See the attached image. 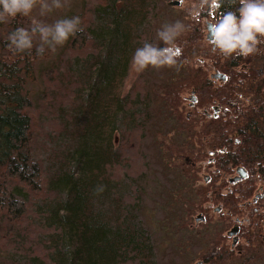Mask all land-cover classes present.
<instances>
[{
	"label": "trees",
	"instance_id": "obj_1",
	"mask_svg": "<svg viewBox=\"0 0 264 264\" xmlns=\"http://www.w3.org/2000/svg\"><path fill=\"white\" fill-rule=\"evenodd\" d=\"M116 2L109 0L107 9H103L105 13L102 11L103 16H97L91 27L70 38L71 41L80 38L77 42L79 48L85 43L86 36L92 40V44L96 42V50L103 55L98 64L102 91L110 88L118 78L123 79L132 45L129 32L132 33L131 25L134 27L140 17V14H117ZM139 6L140 2L133 8ZM227 11L234 12L238 17L237 4L229 5L226 0L225 5L213 13L215 21ZM205 15L206 11L200 17ZM187 16L186 20L179 19L188 29L176 42L182 50L181 55L177 66L167 69L159 97L175 120L173 129L181 138L179 143L168 141L169 154L164 169H181L182 176L188 180V190H193L190 185L199 179L196 176L198 163L212 155L209 157L212 158L210 166L213 167L209 173L210 180L195 189L201 196L200 202L181 197L180 192L175 196L181 200L186 216L198 212L205 215L209 222L211 219L220 221L225 216L244 210L242 205L257 189L255 181L259 178L264 180V58H260L264 44L259 46L256 54L248 57L223 56L204 40L200 23ZM24 17L18 14L8 23H0V221L2 218L15 220L23 215L26 211L23 201H29V193L25 194L24 190L39 189L40 168L33 161L29 147L31 117L26 110L31 105L24 87L25 82L33 77L32 60L36 56L31 51L13 54L6 39L18 27L19 19ZM256 63L261 64V74L255 68ZM82 66H86V61L78 62V67ZM212 72L223 74L225 80H209ZM190 90L196 96L194 114L201 120H187L179 109L182 95ZM101 93L91 98V110L85 116L82 109L77 110L84 118L89 116L83 133L79 134L78 144L68 155L74 158L76 172H62L52 180L51 189L58 195L57 201L53 202L52 209H49L51 211H47L45 217L39 215V224L54 238L44 245L45 250L41 255L32 253L28 264H152V247L143 232L132 226L133 215L127 209L129 205L136 206L140 197L124 194L121 200L109 187L115 178L113 170L127 157L124 153L120 163H117L115 156L110 158L108 152L112 149V143L105 140L109 136L106 131L115 123L111 117L117 111L125 113L127 108L121 105L118 108V101L116 105L113 98L111 101L107 94L102 97ZM212 105L219 110L217 118L207 119L198 112L208 111ZM91 113L101 117V125L99 117ZM140 130L143 131V127ZM140 138L134 137L131 141L132 158L128 171H125L131 179L146 176L148 171L147 163L139 152ZM173 156L178 160L170 162ZM238 167L247 173L243 180L246 187L239 186L234 191L226 189L223 194L222 190L227 186L225 176L231 175ZM222 178V184H217ZM12 180L18 187L11 186ZM228 183L231 184L230 180ZM99 185L104 186L101 193L96 192ZM208 202L221 206V213L211 211L206 205ZM105 204L115 209L100 216ZM253 209H246L251 212L247 219H251L250 227L254 229L241 234L246 239L245 244L231 251L235 247L232 248L230 244L228 248L221 239H216L201 254L199 260L202 264L264 262V241L257 237V225L254 223L259 217ZM182 223L187 225L189 222L184 219ZM239 226L240 234L241 224Z\"/></svg>",
	"mask_w": 264,
	"mask_h": 264
},
{
	"label": "rangeland",
	"instance_id": "obj_2",
	"mask_svg": "<svg viewBox=\"0 0 264 264\" xmlns=\"http://www.w3.org/2000/svg\"><path fill=\"white\" fill-rule=\"evenodd\" d=\"M108 1L67 0L64 8L55 9L43 16L37 6L29 16L19 19L17 26L30 28L33 19L51 24L61 18L79 16L81 27L85 30L88 26L91 27V23L96 20L97 16L104 15L102 11L107 9ZM116 1L115 11L117 14L123 13L124 16L140 14V17L135 21L134 27L131 25L132 33L129 32L132 45L128 52L129 62L126 73L123 79L115 80L110 88L106 85L108 88L105 89L106 91L100 89L101 79L98 75V64L103 55L98 53L99 50H96L94 46L96 42L92 44V40L88 39V36L84 38L85 43L81 48L77 43L80 38L71 41L70 37L55 54L46 52L42 57L37 56L38 39L34 40V46L29 50L36 58L34 57L32 60L33 77L25 82L24 87L31 105L26 110L31 117L29 147L33 161L40 168L39 189L24 190L25 194L29 193V201L19 197L24 200L23 203L26 205L23 215L15 220L1 219L0 264H28L30 255L32 253L41 255V252L45 250L44 245L54 238L53 235L49 236L48 230L39 224L41 219L39 215L45 217L47 211H51L49 209H52L53 202L57 201L58 195L54 194L51 189L54 177L62 172H76L74 158L68 155H71L72 149L78 144L79 134L83 133L85 121L89 115L85 118L84 116L88 111L90 112L91 98L93 99L98 92H102V97L107 94L111 101L113 98L116 105L118 101V108L120 105L127 108L125 113L122 110L117 111L118 113L111 117L115 123L109 127V130H107L108 128L104 130H107L106 134L109 133L105 140L112 143V149L108 152L110 158L113 159L115 156L117 163H120L124 153L127 157L120 163V166L113 170L115 178L109 187L121 200L124 194H135L140 197V202L136 206L129 205L127 209L133 215L132 226L143 232L152 247V264H202L199 260L201 254L206 252L216 239H221L228 248L230 247L231 239L226 237V233L235 224V220L243 222L241 223V233L238 235L239 244L231 251H235L245 244L246 239L241 235L242 233L246 234L254 229L250 227L251 219L249 217L247 225V216H250L251 212L245 209V205L250 209L257 207L254 205L253 199L261 192L259 188L264 190L262 178L255 181L257 189L252 197L246 200V204L242 205L244 210L236 215L225 216L222 218L224 220L220 221L211 219L210 222L202 213L185 215L183 204L175 195L180 192L181 197L199 203L201 196L195 189L209 182V173L213 168L210 166L212 158L208 159L206 163H198L196 176L199 179L195 181L194 185H190L193 190H188L189 183L186 177L182 176L184 174L181 169L175 167H171L169 170L164 169L165 159L169 154L168 141L174 140L179 143L181 140L176 134V130L173 129L175 120L159 99L168 68L156 70L149 67L144 71H137L131 63L135 49L141 47L145 42L157 44L159 47L161 42L157 39L156 33L162 25L171 23L177 18L179 20L181 17L186 20L187 15L188 18L192 17L188 14L187 9L193 5L194 1L185 0L186 3L179 8H173L169 4L175 0ZM139 2L141 6L134 9L133 6ZM175 9L181 10L178 13ZM151 19L153 20L151 21ZM178 40H180L179 37L176 42ZM72 42H75L74 45L71 44ZM81 61H86V66L78 67V62ZM260 65V63H256L255 68L259 69ZM190 94L189 91L182 95V106L179 109L183 111V115L189 112L185 98L187 97L189 100ZM80 109L84 116L79 114ZM200 111L198 112L200 113ZM208 112L211 113V110ZM91 114L99 117L100 123L101 117L95 113ZM188 115L190 114L188 113ZM191 117L198 120L194 111ZM140 127H143V131L140 130ZM141 133H143L142 137ZM101 136H103L102 131ZM134 137H141L139 152L143 161L147 163L148 171L146 176L141 175L131 179L129 175L125 174V171H128L129 160L132 158L131 141ZM181 137L187 140L184 135ZM188 144L190 147V143ZM209 157L212 155L209 154ZM169 160L175 162L178 159L173 156ZM232 172L231 175L225 176L227 186L222 190L223 194L226 189L234 191L239 186L246 187L243 185L245 181L229 185L228 181L236 176V173ZM222 182L223 178L219 179L217 184H222ZM10 183H12L11 186L18 187L14 180ZM206 204H212L210 207L214 205L211 202ZM113 209L107 204L101 210L100 216L113 212ZM199 215L203 217V220ZM184 219L189 222L187 225L182 223ZM195 219H199V222H195ZM258 236L260 238L259 234ZM258 264H264V262Z\"/></svg>",
	"mask_w": 264,
	"mask_h": 264
},
{
	"label": "clouds",
	"instance_id": "obj_3",
	"mask_svg": "<svg viewBox=\"0 0 264 264\" xmlns=\"http://www.w3.org/2000/svg\"><path fill=\"white\" fill-rule=\"evenodd\" d=\"M227 2L234 5L237 0ZM183 3L184 0H181V4ZM224 3L225 0H196L187 11L193 18H198L205 11L218 12ZM238 3L239 17L231 11L221 14L212 24L210 32L213 49L226 57L251 56L264 44V0H238ZM66 4L67 0H0V23H8L18 14L29 16L37 6L43 16L55 9L64 8ZM186 30L187 26L180 20L162 25L156 37L165 46L159 48L157 44L145 42L133 53V67L137 71H144L149 67L156 70L176 67L182 52L176 40ZM83 31L79 16L61 18L51 24L33 19L30 28L17 27L6 39L13 54L31 50L34 40L38 39L36 54L42 57L46 52L55 54L70 37ZM199 59L198 57L197 60ZM103 191V185L97 186V193Z\"/></svg>",
	"mask_w": 264,
	"mask_h": 264
},
{
	"label": "flooded vegetation",
	"instance_id": "obj_4",
	"mask_svg": "<svg viewBox=\"0 0 264 264\" xmlns=\"http://www.w3.org/2000/svg\"><path fill=\"white\" fill-rule=\"evenodd\" d=\"M192 1H194L193 2V4L196 2V0H192ZM226 1V0H225ZM175 2H178L179 4H178V6L180 7L182 4H181V0H176V1H173L172 3H171V5L172 4H175ZM184 3H186V1L184 0ZM184 3H183V5H184ZM237 8L239 9L240 8V5H239V3H238V0H237ZM225 5V3L222 5V7ZM238 17H239V14H238ZM193 18V17H192ZM193 19H195L196 21H198L199 23H201V27H202V29H201V32L203 31L204 32V34H203V32H202V35H203V38L207 41V39H206V36H207V30H206V26H207V22L209 21V22H215V19H214V15H213V13H211V12H208V11H206V15L205 16H199L198 18H193ZM205 36V37H204ZM208 42V41H207ZM210 46L212 47V45L210 44ZM213 48V47H212ZM260 58H264V51L262 52V55H261V57ZM258 71H259V73L261 74L262 73V71H261V68H259V69H257ZM209 80H211V79H209ZM211 81H213L214 82V80H211ZM218 82V81H217ZM193 90H190V93L192 92ZM194 92V91H193ZM185 100H186V104L188 105V109H189V114L190 115H188V113L185 115V117H186V119L187 120H189V119H191L192 117H191V114H193V107L194 106H190L189 104H190V102L189 101H187V97L185 98ZM195 105V104H194ZM204 116H205V114H204ZM197 119L198 120H201L199 117H197ZM208 159H210L209 157H205L204 158V160L203 161H200V162H205L206 163V161L208 160ZM191 164H192V166H195V164L194 163H192L191 162ZM259 191H261L259 194H257L256 195V197L253 199V203H254V205H257V207L256 208H254L253 210L257 213V215H258V217H259V219H258V221H257V223H256V225H257V231H258V234L260 235V240L263 242L264 241V190H262L261 188H259ZM255 201V202H254ZM217 205H213L212 207H208L211 211H213V212H216V213H221V210L219 211V212H217V211H215L214 210V208L216 207ZM221 207V206H220ZM221 209H222V207H221ZM245 209H249V207H247V205H245ZM247 221V225L249 224V221H248V219L246 220ZM235 224L232 226V228L234 227V226H236L237 225V227H238V231H237V234H236V237H237V241L235 242V244L234 245H232V241H233V238L234 237H232V236H229V231L232 229H230L228 232H227V236H228V238H230L231 239V247L232 248H234L237 244H238V234H239V231H240V226H239V224H241L243 221H240V220H235Z\"/></svg>",
	"mask_w": 264,
	"mask_h": 264
},
{
	"label": "water",
	"instance_id": "obj_5",
	"mask_svg": "<svg viewBox=\"0 0 264 264\" xmlns=\"http://www.w3.org/2000/svg\"><path fill=\"white\" fill-rule=\"evenodd\" d=\"M176 4H177V3H176ZM211 28H212V24H211V23H208V24H207V27H206V29H207V31H208L207 36H206V39H207L208 41H211V40H210V32H211ZM212 77H213L214 79H220V80H224V79H225V77H224L223 75L219 74V73H216V74L212 75ZM189 101H191V106H193L194 103L196 102V99H195V97H194L193 92H192V94H191V97H190ZM217 112H218L217 108H216V107H213V117H216V116H217ZM236 173H237L238 175H237V177H235V178H233L232 180H230L231 183L241 181V180H243V179L246 177L245 171H244L242 168H237ZM215 210H216V211H220V207L215 208ZM200 217H201L202 220H203V217H202V216H200ZM201 218H200V219H201ZM195 222H199V219H195ZM237 228H238L237 226L233 227V228L229 231V233H228L229 236H232V237H233L234 235H236V234H237V230H238ZM236 241H237V239L234 238V239H233V245L235 244Z\"/></svg>",
	"mask_w": 264,
	"mask_h": 264
},
{
	"label": "bare ground",
	"instance_id": "obj_6",
	"mask_svg": "<svg viewBox=\"0 0 264 264\" xmlns=\"http://www.w3.org/2000/svg\"><path fill=\"white\" fill-rule=\"evenodd\" d=\"M223 75V74H222ZM224 76V75H223ZM225 77V76H224Z\"/></svg>",
	"mask_w": 264,
	"mask_h": 264
}]
</instances>
